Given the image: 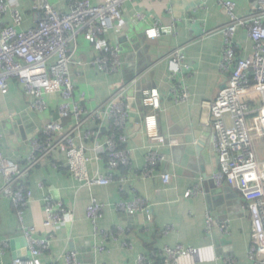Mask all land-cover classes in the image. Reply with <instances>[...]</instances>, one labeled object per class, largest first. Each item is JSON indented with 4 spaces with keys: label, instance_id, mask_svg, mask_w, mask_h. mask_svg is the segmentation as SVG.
<instances>
[{
    "label": "crops",
    "instance_id": "0c3cea01",
    "mask_svg": "<svg viewBox=\"0 0 264 264\" xmlns=\"http://www.w3.org/2000/svg\"><path fill=\"white\" fill-rule=\"evenodd\" d=\"M0 1L6 4L11 1L22 18L17 25L12 14L7 12L0 30L13 27L26 32L36 26L41 14L39 1ZM44 1L59 13L70 11L71 0ZM102 1L105 0H90L92 5ZM219 1L126 0L120 6L124 29L115 28L106 35L108 43L118 47L122 64L121 70L112 75L88 65L94 60L95 52L82 34L77 36L76 64L70 68L75 97L79 99L83 95L86 107L94 109L110 98L116 84H130L134 80L128 95H136L139 90L154 85L161 100L156 117L159 135L166 141L160 149L166 161L151 177H143L149 142L142 129V120L136 122V99L132 102L133 114L126 129L130 136L127 147L131 154L130 168L116 171L110 185L89 188L70 175L65 156L54 152L23 181L32 194L24 213V226L32 229L34 239L50 237L47 249L38 257L40 264H66L65 256L71 251L76 253L78 264H136L138 255L178 245L194 253L179 258L176 264H223L225 258L234 259L235 264L250 263L247 250L252 226L238 193L227 192V198L224 196L223 202L215 208L212 206V210L208 209L203 184V194L188 199L183 197L188 189L202 183L200 166L208 174L217 168L209 147L211 131L208 130L209 106L225 81L219 73V63L223 47L221 30L228 19ZM229 1L236 4L238 16L249 14L257 3V0ZM156 23L160 31L152 38L147 31L154 29ZM235 44L239 55L247 57L250 54L251 43L244 30L237 31ZM172 63L177 64L176 71ZM182 93H186L187 98L176 103ZM44 99L47 110L34 111L20 85L14 79L8 81L7 93L0 94V156L4 159L25 166L31 155L30 140L41 132L44 124L57 120L61 97L51 93ZM260 101L251 96L249 127L253 128L252 119L263 104ZM65 124L70 125L68 121ZM251 133L256 158L264 166L263 139L254 131ZM167 141L175 142L169 146ZM200 150L208 151L207 164L201 162ZM87 157L90 177L96 172L104 176V161L96 164L92 154L88 153ZM161 174L171 176L168 184L162 182ZM121 177L126 179L123 183L119 182ZM2 186L0 174V189ZM216 188L212 189L213 195L224 189L223 186ZM46 197L61 203L71 213L64 228L44 227ZM92 198L105 205L95 223L87 216ZM135 198L146 200L148 212L126 215L116 209L119 203H129ZM16 211L11 201L0 199V241L13 239L12 245L0 253V264H12L15 253L24 250L17 243L23 237L18 229L20 222ZM207 218L213 223L209 231L205 226ZM225 221H230L229 235L217 228ZM124 243L129 247H122Z\"/></svg>",
    "mask_w": 264,
    "mask_h": 264
},
{
    "label": "built area",
    "instance_id": "2783aa9c",
    "mask_svg": "<svg viewBox=\"0 0 264 264\" xmlns=\"http://www.w3.org/2000/svg\"><path fill=\"white\" fill-rule=\"evenodd\" d=\"M32 1L41 4V14L34 28L26 32L13 27L0 30V94L7 93L8 81L14 79L24 95L30 98L29 106L34 111L47 110L44 97L51 93L59 95L62 102L57 108V120L44 124L41 132L30 140L31 155L26 159L25 166L20 167L0 156V174L3 177L0 199H7L16 207L20 222L18 229L29 251L28 257L24 260L15 258L12 264H40L38 257L47 249L50 238L34 239L32 229L24 226V213L32 194L17 182L27 179L56 151L65 156L70 175L89 188L110 185L115 180V172L130 168L131 160L127 148L130 136L126 129L133 114L132 102L135 99V94L128 95V92L135 81L116 84L105 103L88 109L83 95L79 99L75 97V85L70 73L71 66L76 64V39L79 34L95 52L94 60L88 65L108 75L121 70L119 49L108 43L106 35L115 28L124 29L120 6L126 0H105L99 5H92L90 0H71L67 13L57 12L44 0ZM10 3L0 1V26L7 12L12 14L17 25L22 21L16 6ZM219 5L228 19L221 30L223 47L219 63V73L225 81L222 84L224 88L219 89L209 106V147L217 163L210 179L218 187H229L243 199L252 226L251 243L247 250L249 264H264V166L256 158L251 133L254 131L264 143V0H257L255 7L245 16L236 14V4L232 1L220 0ZM239 29L245 31L251 43V52L247 57L239 55V48L235 44ZM159 31L160 25L156 23L154 29L147 31L148 36L156 38ZM173 66V71H176L177 64L172 63ZM251 96L255 100L261 99L263 103L252 119L253 128L248 125ZM186 98V93H182L175 102ZM141 104L144 110L150 111L145 112L142 118V129L149 142L142 175L149 178L166 161V156L160 151L166 141L159 135L156 117V112L161 108L159 91L155 88L142 90ZM66 121L69 126L65 124ZM104 128L105 136L102 135ZM174 142L167 141V145L172 146ZM88 153L93 155L96 164L104 161V176L96 172L90 177ZM159 177L164 184L171 180L169 174ZM125 180L121 177L119 182ZM201 194L202 183L188 189L183 197L188 199ZM104 209L105 205L91 199L87 216L92 223ZM116 209L126 215L148 212L143 198H135L129 203L121 202ZM70 218L71 213L61 203H56L50 197L44 199V227L64 228ZM212 225L210 218H207L206 231ZM229 226L230 221H225L217 228L222 234L229 235ZM12 242L13 239L0 241V253L9 248ZM122 247L129 246L124 243ZM192 253L194 250L179 245L173 248L164 246L149 255H138L136 264H156L158 259L162 264H176L179 258ZM65 262L78 264L76 253L69 252ZM223 264H235V260L225 258Z\"/></svg>",
    "mask_w": 264,
    "mask_h": 264
},
{
    "label": "water",
    "instance_id": "95a60500",
    "mask_svg": "<svg viewBox=\"0 0 264 264\" xmlns=\"http://www.w3.org/2000/svg\"><path fill=\"white\" fill-rule=\"evenodd\" d=\"M128 82V81H127ZM154 85H150V87H147V88H144L142 90H149V89H154ZM224 86L222 85L220 87V89H223ZM141 90V91H142ZM141 91L139 90L136 95H135V99H136V105L138 106V115H137V118H136V122H140L145 114V110L144 108L142 107V104H141ZM211 130L209 129L208 132H210ZM173 140V139H172ZM203 144L200 142L199 143V146L201 147ZM200 154L202 156V163H205L207 164L208 163V159L210 158L207 154H208V151L207 150H200ZM209 157V158H207ZM200 171H201V179H202V184L204 186V190H205V198H206V202H207V205H208V209L209 210H212V206L215 208L219 203L223 202V199H224V196L227 192L231 191V189L227 186H223L224 189H221L222 191L221 194L219 192V194L217 193V195H213L212 193V189L216 190L217 186L214 184V182L210 179V175L211 174H208L207 172L204 171V168L202 166H200ZM225 198H227L225 196ZM17 243L19 245V248H23L24 250L20 253V250L17 251V253H15V257L16 259H19V260H24L26 257L29 256V251H28V248L26 247V241L24 240V238H20L17 240Z\"/></svg>",
    "mask_w": 264,
    "mask_h": 264
},
{
    "label": "trees",
    "instance_id": "16d2710c",
    "mask_svg": "<svg viewBox=\"0 0 264 264\" xmlns=\"http://www.w3.org/2000/svg\"><path fill=\"white\" fill-rule=\"evenodd\" d=\"M102 135H103V136L106 135V129H105V128H104V130H103V132H102ZM102 156H103V155H102ZM17 184H19L21 187H23V188L26 189V187H25L23 181H21V182H17ZM160 262H161V260L158 259L156 263L162 264V263H160Z\"/></svg>",
    "mask_w": 264,
    "mask_h": 264
}]
</instances>
